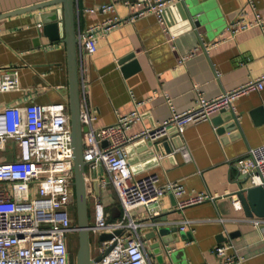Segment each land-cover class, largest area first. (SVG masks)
Wrapping results in <instances>:
<instances>
[{"label": "crops", "instance_id": "1", "mask_svg": "<svg viewBox=\"0 0 264 264\" xmlns=\"http://www.w3.org/2000/svg\"><path fill=\"white\" fill-rule=\"evenodd\" d=\"M42 1L47 0H0V15ZM186 1L201 11L198 33L179 2L165 8L166 21L161 23L153 12L134 17L141 4L132 0H75L77 33L96 27L97 52L78 55L80 95L89 113L96 116L94 128L114 124L138 103L143 120L129 130L130 135H137L172 115L165 94L171 98L174 112H184L192 109L201 95L210 100L264 74L261 28L252 27L234 37L227 30L229 22L244 15L246 0ZM254 2L264 18V0ZM104 3H113V10L101 11ZM59 7L61 3L0 19V70L17 69L20 82L18 91L0 95L1 107L63 103L69 115L67 49L62 39L50 41L39 28L44 25L39 14ZM115 16L121 20L104 29L106 21ZM245 17L250 19L252 14ZM129 55H134L137 65L126 73L123 65L132 60L123 65L119 62ZM235 109L236 122L225 123L230 112H221L209 121L186 126L182 135L172 131L151 146L143 138L127 146L133 179L156 174L162 186L180 183L185 189L178 197L167 190L161 198L160 217L142 231L148 264L214 262V247L231 242L244 257L242 264H264V226L255 228L249 219L256 216L246 217L243 209L233 206L238 199L233 167L242 170L247 163L238 161L246 159L250 148L264 143V88L237 99ZM229 125L230 129L221 133ZM181 146L187 147L190 161L183 158ZM86 166L88 207L92 209L98 199L108 218L118 210L112 221L119 219L121 205L115 188L100 183L108 176L105 168ZM197 193L215 199L178 209L180 199ZM165 216L167 220L160 222ZM131 217L138 222L150 218L145 207L132 210ZM219 217L227 222L221 224L216 220ZM185 220L191 224L182 231ZM162 226L176 231L162 238H146Z\"/></svg>", "mask_w": 264, "mask_h": 264}, {"label": "built area", "instance_id": "2", "mask_svg": "<svg viewBox=\"0 0 264 264\" xmlns=\"http://www.w3.org/2000/svg\"><path fill=\"white\" fill-rule=\"evenodd\" d=\"M182 1L135 0L141 6L134 17L153 12L163 23L166 21L165 8ZM246 7L244 15L228 23L231 37L252 27H260L264 33V18L254 0H246ZM113 8V3L100 6L104 12ZM249 12L252 14L250 19L245 17ZM120 20L115 16L106 21L103 28L109 29ZM95 29L92 27L85 33H78L80 52L90 55L97 52ZM263 88L264 74L210 100L201 95L196 105L184 112H174L172 100L165 94L172 115L157 126L144 128L137 135H130L129 130L143 120L138 103L132 111L118 116L114 124L94 128L92 124L96 116L89 113L80 95V120L82 126L87 127L83 135V159L87 165L100 164L105 168L108 176L100 183L103 187L113 185L121 205L120 218L109 222L103 203L94 200V220L89 234L100 236L120 231V235L99 247L100 253L115 242L110 254L97 264H148L142 231L146 225L154 224L152 219L160 217L161 198L167 190L176 197L185 193L180 183L162 186L156 174L133 179L127 146L142 138L154 144L168 137L172 131L182 135L186 126L209 121L221 112H232L239 120L235 101L251 92H261ZM19 89L18 70H0V95ZM71 135L70 116L63 103L42 106L31 102L21 107L0 105V264H75L68 250L69 235L78 231L69 211L75 203ZM180 152L186 162L190 161L187 147L181 146ZM245 162L247 164L242 171L249 174L250 186L263 187L264 143L250 148L246 159L239 160L238 164ZM214 199L213 195L197 193L180 199L178 209L184 210ZM233 206L236 210L242 209L239 199L233 201ZM139 207L146 208L149 220L138 222L131 217L132 210ZM216 220L221 224L227 222L221 217ZM249 220L257 229L264 226V218ZM183 223L180 226L182 231L191 224L188 220ZM262 242L264 244V238ZM213 254L217 260L203 264L244 262V257L232 242L214 247Z\"/></svg>", "mask_w": 264, "mask_h": 264}, {"label": "water", "instance_id": "3", "mask_svg": "<svg viewBox=\"0 0 264 264\" xmlns=\"http://www.w3.org/2000/svg\"><path fill=\"white\" fill-rule=\"evenodd\" d=\"M135 1V0H132ZM62 4V7L55 8L51 12H43L39 14V19L44 22L42 29L46 35H48L50 41L62 39L67 49V64H68V81H69V115H70V127H71V150H73V167H74V187H75V201H76V218L77 228L79 235V247L76 254L75 264H95L101 261L105 256L110 254V251L115 245V242H111L105 247L103 251L97 255H93L90 246L89 235V218H88V201H87V184H86V163L83 159V135L87 131L86 126H82L80 120V81H79V64L78 55L80 53L79 39L76 28V11L75 0H47L36 3L34 5L21 7L17 10L8 11L0 15V19L5 16L19 14L25 11H36V9H44L56 4ZM182 11L188 17L190 25L193 26L194 31L198 33L199 27L202 26V18L200 16L201 11L193 3L186 0L179 2ZM134 55H129L119 63H124L132 60ZM136 62L132 60L129 64L123 65V69L131 70L136 66ZM262 111L261 109H258ZM227 114L226 112H223ZM235 116L232 112L224 117V122L229 123L235 121ZM236 122V121H235ZM221 123L217 124L220 125ZM230 125L227 128H222L221 133L230 129ZM106 145V143H104ZM148 145H152L151 142ZM166 145V144H165ZM170 153V149H167ZM128 156H130L129 149L127 148ZM130 163V159H128ZM235 180L238 185V191L236 196L240 200L242 209L246 217H259L264 218V186H246L249 182V174H244L243 171L234 166ZM119 215V211L115 213V210L111 212L108 221H112ZM153 221L155 219H152ZM167 217L159 219V221H166ZM176 230L171 227L159 228L147 234L146 238L151 239L155 237L162 238L168 234H174ZM115 235H120V231H114L113 233H102L99 236L101 243L110 242ZM175 237V235H174ZM164 240H161V242ZM159 246V244H157Z\"/></svg>", "mask_w": 264, "mask_h": 264}, {"label": "rangeland", "instance_id": "4", "mask_svg": "<svg viewBox=\"0 0 264 264\" xmlns=\"http://www.w3.org/2000/svg\"><path fill=\"white\" fill-rule=\"evenodd\" d=\"M0 155H2L0 153ZM73 201L75 202L74 205L72 207H70V214H71V218L73 221V224L77 225V214H76V201H75V193H74V198ZM92 209H90V207H88V218H89V224L92 225L93 224V220L94 218L92 217ZM90 235V246H91V251L93 252V255H95L96 249L100 246L101 242L99 240V236L95 235V234H89ZM79 247V235L78 232L74 233V234H70L69 238H68V250L70 253H72L74 256H76L77 254V250Z\"/></svg>", "mask_w": 264, "mask_h": 264}, {"label": "flooded vegetation", "instance_id": "5", "mask_svg": "<svg viewBox=\"0 0 264 264\" xmlns=\"http://www.w3.org/2000/svg\"><path fill=\"white\" fill-rule=\"evenodd\" d=\"M70 258L72 261H74V263L76 262V256H74L72 253H70Z\"/></svg>", "mask_w": 264, "mask_h": 264}, {"label": "trees", "instance_id": "6", "mask_svg": "<svg viewBox=\"0 0 264 264\" xmlns=\"http://www.w3.org/2000/svg\"><path fill=\"white\" fill-rule=\"evenodd\" d=\"M74 262V261H73Z\"/></svg>", "mask_w": 264, "mask_h": 264}]
</instances>
